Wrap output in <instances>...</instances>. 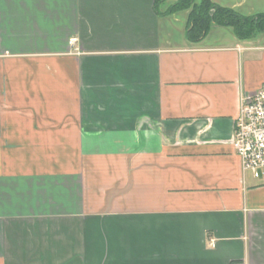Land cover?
Here are the masks:
<instances>
[{
	"label": "crops",
	"instance_id": "1",
	"mask_svg": "<svg viewBox=\"0 0 264 264\" xmlns=\"http://www.w3.org/2000/svg\"><path fill=\"white\" fill-rule=\"evenodd\" d=\"M187 15L0 0V264H264V175L232 148L264 33L192 43Z\"/></svg>",
	"mask_w": 264,
	"mask_h": 264
},
{
	"label": "trees",
	"instance_id": "2",
	"mask_svg": "<svg viewBox=\"0 0 264 264\" xmlns=\"http://www.w3.org/2000/svg\"><path fill=\"white\" fill-rule=\"evenodd\" d=\"M168 1L172 0H154L155 12L168 15L188 11L185 35L189 42L204 39L212 26L229 27L238 39H249L264 33V14L243 16L210 0H173L174 3L167 7Z\"/></svg>",
	"mask_w": 264,
	"mask_h": 264
},
{
	"label": "built area",
	"instance_id": "3",
	"mask_svg": "<svg viewBox=\"0 0 264 264\" xmlns=\"http://www.w3.org/2000/svg\"><path fill=\"white\" fill-rule=\"evenodd\" d=\"M232 148L243 171H249L254 178L264 175V84L241 99Z\"/></svg>",
	"mask_w": 264,
	"mask_h": 264
},
{
	"label": "rangeland",
	"instance_id": "4",
	"mask_svg": "<svg viewBox=\"0 0 264 264\" xmlns=\"http://www.w3.org/2000/svg\"><path fill=\"white\" fill-rule=\"evenodd\" d=\"M174 3V1L172 0V1H168V3L166 4V6L167 7H169V6H171V4H173ZM179 19L181 18V15H179V17H178ZM178 19V20H179Z\"/></svg>",
	"mask_w": 264,
	"mask_h": 264
}]
</instances>
